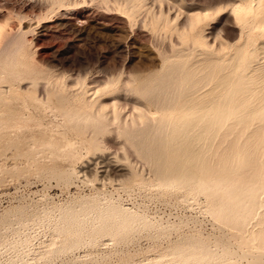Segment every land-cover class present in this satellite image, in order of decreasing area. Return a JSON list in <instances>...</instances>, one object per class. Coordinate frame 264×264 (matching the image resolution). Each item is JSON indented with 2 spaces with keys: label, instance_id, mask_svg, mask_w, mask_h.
<instances>
[{
  "label": "rangeland",
  "instance_id": "1",
  "mask_svg": "<svg viewBox=\"0 0 264 264\" xmlns=\"http://www.w3.org/2000/svg\"><path fill=\"white\" fill-rule=\"evenodd\" d=\"M239 1L0 0V264H176L177 248L203 242L218 253L209 264H249L205 195L163 184L132 135L158 118L144 82L199 52L197 31L218 49L239 40ZM207 9L190 39L188 17ZM261 38L250 40L253 57ZM87 97L103 100L104 116L68 118L74 110L61 100ZM101 160L111 162L105 171ZM69 207L81 211L74 224L64 220ZM111 208L132 226L101 229ZM225 249L232 259H221Z\"/></svg>",
  "mask_w": 264,
  "mask_h": 264
},
{
  "label": "bare ground",
  "instance_id": "2",
  "mask_svg": "<svg viewBox=\"0 0 264 264\" xmlns=\"http://www.w3.org/2000/svg\"><path fill=\"white\" fill-rule=\"evenodd\" d=\"M143 1L133 0V8ZM231 13L240 37L229 44V50L211 46L202 31L193 37L192 30L210 14L208 9L188 17L187 26L191 30L187 33L200 51L179 54L175 61L163 67L160 75L144 82L142 96L157 107L158 118L154 119L155 126L135 130L132 135L135 144L152 158L163 184L175 183L183 196L204 194L219 226L232 231L242 246L243 257L249 264H263L264 0L235 2ZM2 30L0 25V33ZM255 35L263 38L258 43L259 53L253 57L248 45ZM14 48L17 52L18 47ZM87 98L73 102L61 100L65 110H74L67 113L68 118L103 115V100L96 105ZM155 113L156 110L151 116ZM102 162L101 171H105L111 162ZM113 169L118 172V168ZM80 213L69 207L63 213L64 220L74 224ZM108 213L113 221H105L101 229L122 230L132 226L134 217L117 208H111ZM62 230L71 231L74 227L64 226ZM202 245V249L191 251L177 248L176 264L212 262L218 253L212 252L204 242ZM221 256L222 260L233 258L228 249Z\"/></svg>",
  "mask_w": 264,
  "mask_h": 264
}]
</instances>
